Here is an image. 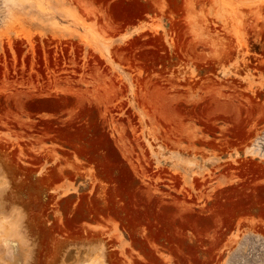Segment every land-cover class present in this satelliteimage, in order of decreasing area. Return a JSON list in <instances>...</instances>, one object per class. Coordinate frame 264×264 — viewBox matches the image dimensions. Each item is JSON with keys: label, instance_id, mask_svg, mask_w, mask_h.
<instances>
[{"label": "rangeland", "instance_id": "1", "mask_svg": "<svg viewBox=\"0 0 264 264\" xmlns=\"http://www.w3.org/2000/svg\"><path fill=\"white\" fill-rule=\"evenodd\" d=\"M0 264H264V0H0Z\"/></svg>", "mask_w": 264, "mask_h": 264}, {"label": "bare ground", "instance_id": "2", "mask_svg": "<svg viewBox=\"0 0 264 264\" xmlns=\"http://www.w3.org/2000/svg\"><path fill=\"white\" fill-rule=\"evenodd\" d=\"M6 234V233H5Z\"/></svg>", "mask_w": 264, "mask_h": 264}]
</instances>
